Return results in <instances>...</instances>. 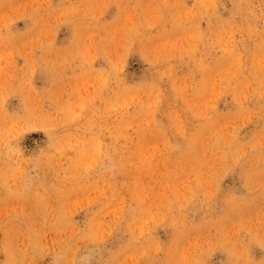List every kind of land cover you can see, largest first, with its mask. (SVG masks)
I'll return each mask as SVG.
<instances>
[{"label":"rangeland","instance_id":"374dc122","mask_svg":"<svg viewBox=\"0 0 264 264\" xmlns=\"http://www.w3.org/2000/svg\"><path fill=\"white\" fill-rule=\"evenodd\" d=\"M0 264H264V0H0Z\"/></svg>","mask_w":264,"mask_h":264},{"label":"bare ground","instance_id":"6f19581e","mask_svg":"<svg viewBox=\"0 0 264 264\" xmlns=\"http://www.w3.org/2000/svg\"><path fill=\"white\" fill-rule=\"evenodd\" d=\"M226 10V9H225ZM149 44V43H148Z\"/></svg>","mask_w":264,"mask_h":264}]
</instances>
